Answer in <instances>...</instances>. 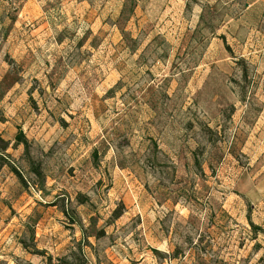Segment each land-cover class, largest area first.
<instances>
[{"label": "rangeland", "instance_id": "374dc122", "mask_svg": "<svg viewBox=\"0 0 264 264\" xmlns=\"http://www.w3.org/2000/svg\"><path fill=\"white\" fill-rule=\"evenodd\" d=\"M0 140V264H264V0H0Z\"/></svg>", "mask_w": 264, "mask_h": 264}, {"label": "trees", "instance_id": "16d2710c", "mask_svg": "<svg viewBox=\"0 0 264 264\" xmlns=\"http://www.w3.org/2000/svg\"><path fill=\"white\" fill-rule=\"evenodd\" d=\"M126 13V10H124L122 12V14ZM5 146L8 145L7 143L4 142V140H0ZM15 141H16V145H23L24 149H25V154H26V158L30 164L31 167V171L38 177V178H43V172H42V168L41 165L39 163H37L31 156V145L29 140L27 139L25 133L22 130H19L16 137H15ZM6 149L0 147V151H4ZM1 155H0V168L2 167V163H1ZM13 173H15L20 180L24 183L23 177L21 175V173L15 169L12 168ZM81 197V196H80ZM78 201L81 204H86L85 200H79ZM64 214H67V212L64 210L63 211ZM68 215V214H67ZM69 216V215H68ZM72 221L75 223V218L73 216H70ZM80 225V229L82 231V233L84 234V236L86 235V232L88 230H85L83 224L79 223ZM22 245H25V243L22 241L21 242ZM71 254L69 256H65L62 258H57L54 259L51 255H47L45 252H38L41 256L46 257L47 256V264H86V259L82 258V256L78 255L77 252H75L74 250H71ZM80 252H82L81 248H80ZM74 260V261H72Z\"/></svg>", "mask_w": 264, "mask_h": 264}]
</instances>
